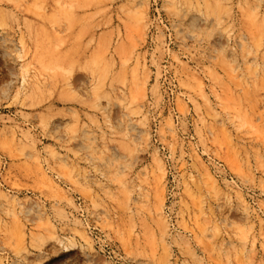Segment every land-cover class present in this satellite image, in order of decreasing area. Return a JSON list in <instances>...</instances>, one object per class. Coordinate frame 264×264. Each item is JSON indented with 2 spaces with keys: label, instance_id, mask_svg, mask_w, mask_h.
I'll list each match as a JSON object with an SVG mask.
<instances>
[{
  "label": "rangeland",
  "instance_id": "1",
  "mask_svg": "<svg viewBox=\"0 0 264 264\" xmlns=\"http://www.w3.org/2000/svg\"><path fill=\"white\" fill-rule=\"evenodd\" d=\"M0 11V264H264V0Z\"/></svg>",
  "mask_w": 264,
  "mask_h": 264
},
{
  "label": "bare ground",
  "instance_id": "2",
  "mask_svg": "<svg viewBox=\"0 0 264 264\" xmlns=\"http://www.w3.org/2000/svg\"><path fill=\"white\" fill-rule=\"evenodd\" d=\"M5 18H10L14 21H16V23L18 24V26L20 27L21 25H23L25 28H28V22H27V19L24 18V19H21V18H18L14 13H12L11 11H8L6 12V14L2 13L0 11V22H2L3 19ZM24 32V31H23ZM26 46H27V40L25 39V36L24 34L21 32L20 33V36L18 38V42H17V48H16V51L18 53V58L19 59H22V57L26 54ZM27 73L28 71L26 70L25 67L22 68V72H21V79H22V82H21V85L19 87V90L16 91L15 93V97L17 99V96L20 95L21 92L24 93V95L26 97H29L28 94L30 92L33 91V89L35 88L36 86V83H37V76H34L32 77L33 79L28 83V80H27ZM155 90L157 89V86L155 84L154 86ZM35 92H33L32 94L30 95H33ZM40 121H42L43 117H39ZM162 171H163V168L162 166L160 165ZM159 205V204H158ZM159 207V206H158ZM158 210V209H157ZM248 208H245L244 209V217L246 220H248ZM65 249H67V246L65 247ZM67 251V250H66Z\"/></svg>",
  "mask_w": 264,
  "mask_h": 264
}]
</instances>
